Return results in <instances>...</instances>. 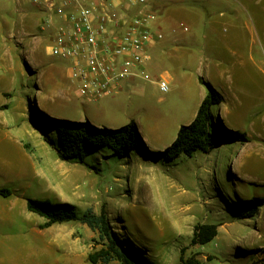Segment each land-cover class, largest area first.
Masks as SVG:
<instances>
[{
  "label": "rangeland",
  "instance_id": "374dc122",
  "mask_svg": "<svg viewBox=\"0 0 264 264\" xmlns=\"http://www.w3.org/2000/svg\"><path fill=\"white\" fill-rule=\"evenodd\" d=\"M161 1L170 5L173 15L165 26L166 37L161 44L166 45L169 37L183 32L179 28L181 23L190 26L191 31L185 34L190 36V41L198 38L197 43L188 46L194 55L188 73L196 77L197 83L187 87L191 98L187 110L175 111L179 101L183 103L187 97L177 95L176 91L163 93L146 79L133 83L126 79L121 83V88L126 87L127 91L119 90L116 101L124 97L132 103L124 111L114 109L104 113L111 98L83 103L69 83L68 62L48 55L46 47L50 43L44 40L40 48L43 60L60 69L64 88L58 96L50 93L59 88V73H45L39 81L37 76L17 72L14 92L6 82L0 81V108L8 107L0 117L14 116L16 130H22L18 133L28 135L33 144L42 133L41 138L52 149L54 146L48 140L54 145L57 142L50 117L89 120L96 127L109 129L139 122L147 140L153 139L152 120H163L168 126L162 131L160 144L172 145L179 127L194 121L201 91L208 90L200 83L199 76L206 78L211 71L218 70L223 77L213 82L219 90L212 87L223 95L226 105L213 112L219 114L222 122L224 118L228 120L229 129L218 117L225 129L246 133L249 142L172 162L159 156L134 155L125 160L111 156L98 161L94 154L87 160L88 165L62 163L59 181L64 182L61 194L66 198L63 199L53 184L39 174L20 169L13 157V145L3 139L0 147L9 160L0 162V189L17 194L25 207L28 199L53 204L63 203V199L73 202L81 212L93 210L100 214L104 210L119 234L146 249L152 264H179L182 250L186 258L194 256L201 264H264V206L255 217L242 216L247 201L264 198V0H180L189 17L176 14L182 10L172 4L177 0ZM6 14L10 21L20 18L14 4ZM150 54L152 58L157 57L155 52ZM166 72H171L168 65L161 71L151 72L148 78L154 79ZM209 80L212 79L209 77ZM37 94H48L46 101ZM8 133L0 128V137ZM27 146L25 149L30 151ZM50 165L47 169H58ZM75 178L78 179L71 190L68 185ZM25 212L29 213L27 208ZM35 218L40 219L36 215ZM18 222L28 229L24 220ZM205 224L220 226L217 238L205 246H193L195 227ZM65 227L61 236L65 235L63 242L67 248L55 244L56 239L59 241L58 227L57 231L49 228L46 250L43 244L33 245L35 240L25 237L20 230L1 223L0 264H91L89 255L103 247L99 234L79 223Z\"/></svg>",
  "mask_w": 264,
  "mask_h": 264
},
{
  "label": "crops",
  "instance_id": "0c3cea01",
  "mask_svg": "<svg viewBox=\"0 0 264 264\" xmlns=\"http://www.w3.org/2000/svg\"><path fill=\"white\" fill-rule=\"evenodd\" d=\"M116 1L117 4L119 5V8L117 9L118 15L120 17L126 16L127 14L124 11V7L122 6V4H120L119 0ZM13 4L15 5V12L20 16V18L17 21L15 20L10 21L6 17L7 15L6 13L9 12V9ZM172 4L179 5L180 8L183 10V11L182 10L177 11L176 14L181 13L182 15L185 14V16L189 17L188 15L189 13L186 11L184 4L181 3L180 0L172 1ZM57 7L58 9L64 11V14L72 10V7L65 6L61 2L57 3ZM169 7L170 5H166L161 0H150V9H152L154 12H156L158 16H160V19H158L157 17V19L151 23V29L155 35H162V38L160 39L156 38L155 41L149 46L148 50H149L150 60L142 67L137 69L136 75L128 79V81L133 83L136 82L137 79L144 81L146 79V81L148 80L152 84L158 86L159 89H160L159 86L160 82L166 81L169 87L168 93L171 91H176L175 93L177 95H180L181 97L184 98L187 97V100H183V103L182 100H180L179 105L175 106V111L181 112L187 110L191 100L190 96H188L189 94L187 92V87L193 86L194 83H197V81H195L196 77L188 73L190 69V64L194 58V55L188 49V46L193 42L197 43L198 38L193 37L192 38L193 40L190 41L189 40L190 36L185 35L186 33H189L191 31L190 26H188L186 23H181L179 28L184 33L183 32L181 34L177 33L179 35L173 34L174 36L169 37V41L166 45L161 44V42L166 37V35H164L163 32L165 31V26L169 23L171 19H173L172 11L169 10ZM0 13L1 15H3L0 18V81L6 82L11 92H14V86H16L17 72H22L25 74L28 73L30 76H37L39 78V81L43 80L45 73H59L61 74L59 88L57 87V89H54L50 92L53 93L54 95H57L58 92H60L65 86L63 84L62 72L60 71V69L59 70L56 69L53 65L51 64L49 65L45 60H43L44 57L40 48L42 47L44 40L45 41L47 40V42L49 41L50 44L46 47L47 53L48 55L53 56L51 55V45L52 42L54 41V37L56 36L59 28L64 23V16H62V14H58L57 10L56 11L48 10L47 7L44 5V0H0ZM129 13H130L129 15L130 17L134 16L135 14L134 9L129 11L128 14ZM192 16L194 17V15ZM48 21H51L52 23L48 24ZM184 27H187L189 31L185 32ZM124 31L125 28H121L117 30V32L119 33H123ZM233 41L234 43H236L235 39H233ZM150 51H152V53L155 52V54H157V57L152 58ZM18 58H21L23 60V64ZM165 65H168V67L171 69V72L160 74V76H157L154 79L148 78L151 75V72L161 71ZM209 77L212 80H209ZM221 77H223V74L220 71L213 70L209 73V75L206 78L199 76V80L203 79L207 84H210L209 82L211 83L217 82L219 79H221ZM69 83L71 84L72 88H74L73 91L76 92V95L83 101V103L85 101L86 102L89 101L88 99H85L78 94L76 85L74 83H72L70 80ZM211 86L219 90L217 84L214 83V85ZM119 90L120 92L121 91L124 92L127 91V88L126 87L121 88L120 86ZM207 93L208 91L206 89L201 91L199 101L196 103L197 112L196 114L194 113L195 118L197 116V113L199 111L202 102L207 96ZM47 95L48 94H41V96H39L37 94L36 96L41 98V100L44 99L46 101ZM6 96L11 97V94H6ZM116 97L117 95L113 97H107V98H111L110 99L111 101L108 105L109 108L103 111L104 113H109L111 110L114 109H118L119 111H124L128 105H132L130 101L126 102L124 97L119 99V101H116L117 100ZM45 101L43 103H45ZM225 105L226 102L224 101L222 106L220 105L218 108L214 107L213 110L216 109L219 110L221 107L224 108ZM7 108H8L7 106L0 108V115L3 109H7ZM225 110H226L225 111L226 117H228V115L230 114L228 107ZM215 116L216 119L218 120L219 114L215 113ZM192 117L193 116H191V118ZM219 120L221 121L220 117ZM152 121H153V124L151 125L152 127L151 132L153 136L152 140L150 138H148L149 140H147L146 136H144L142 125L139 122L137 123L134 122V123L137 124L139 128V132L141 131L140 134L143 137V139H145L144 142H146L149 151L152 153H160L163 152L165 149H167L169 146H171V145L160 144L162 139L161 137L162 131H164L168 125L163 120L153 119ZM113 123H117V122L114 121ZM222 123L227 128L228 127L230 128V126L228 125V120H226L225 118ZM16 124H17V119L14 116H8L7 118L0 117V128H5L9 132L6 136L0 137V141L5 139L6 142H9L13 145V157L15 161L19 163L20 169H22L23 171L26 170L27 173L39 174L41 177H43L44 180L53 184L55 190L59 191V195H62V198L65 199L66 197H64L63 194H61L63 193L62 184L64 182L59 181V166H61L62 163H68V162H63L59 159L58 152L56 151V149H54L53 147L54 149L53 150L51 147L48 146L47 142L41 138L42 133L40 134L37 133L38 142H36V144H33L31 143V140H29L28 135L25 137V135L18 133L21 132L22 130H16L17 128ZM93 124L95 123L93 122ZM151 127L148 126V128ZM177 130L174 132H177ZM25 145H28L30 151H27L25 149ZM230 145H234V144H230ZM215 151L212 153H215ZM200 153L203 152H197L192 158H194L197 154ZM103 154H107V155L103 156ZM133 155L139 157L140 156H147L150 158L153 157V155L145 151H138ZM97 156H98V161H102L101 158L111 157L112 154L110 152L105 151L104 153L101 152L97 154ZM184 157L185 156H182L179 159H182ZM8 160H9L8 157H6V155L2 152L0 147V162L4 163ZM48 164H51L50 167L55 166L58 167V169L55 168H53L52 170L47 169ZM60 171L62 175L63 172L62 170ZM75 175L77 177V174ZM77 179L78 178L71 180L72 182L70 185H68L69 186L68 188H70L71 190L74 189V181L76 182ZM16 195L17 194H14L9 198H4L0 196V224L2 223L3 225L8 227L10 226L14 227L18 229V231L20 230L25 235V237L28 235L29 238L35 240L33 242V245H38V243L43 244V249L45 247V249L47 250L48 247L47 234L49 232V228L41 229V226L46 223L45 219L41 217L40 219L35 218V214L29 211H28L29 213L27 214L25 212V208H27V202L25 207V203L23 202L24 200H22ZM63 199L61 200L63 203L69 202L66 200L63 201ZM9 201H11L12 203L10 204ZM69 203L75 205L73 202H69ZM19 219L24 220L28 224L29 230L26 227H23V225L18 222ZM69 224L71 223L57 224L50 227L51 229H55V231H57L59 227V233H58L59 241L56 239L55 242V244L58 243V247L61 248L65 247L63 242L65 235L61 236V230L63 228H67L65 226H68ZM68 234L73 236L72 232H69ZM78 243L79 241L77 240L76 245H78ZM52 244L55 246L54 242ZM76 245H75V249H76ZM69 249H72V251L75 250L74 248H69Z\"/></svg>",
  "mask_w": 264,
  "mask_h": 264
},
{
  "label": "trees",
  "instance_id": "16d2710c",
  "mask_svg": "<svg viewBox=\"0 0 264 264\" xmlns=\"http://www.w3.org/2000/svg\"><path fill=\"white\" fill-rule=\"evenodd\" d=\"M200 81L207 86L208 93L195 120L190 125L182 126L176 140L163 152L149 151L134 122L120 129H109L96 127L89 120L70 121L50 117L52 127L56 131L57 145L49 140L48 143L54 146L61 161L88 165L87 160L92 155L105 151H110L112 156L122 160L130 158L138 151H145L172 162L182 156L192 158L197 152L208 154L230 144L249 142L246 133L229 131L220 124L213 109L222 105L225 99L211 85L204 83L203 79ZM0 196L9 198L13 196V192L0 189ZM262 206H264V198L251 199L247 201L242 216L255 217ZM27 209L45 219L46 223L41 226L42 229L57 224L79 223L99 234L103 247L89 255L88 260L91 264H152L145 253L146 249L119 234L104 210L100 214L93 210L81 212L77 206L70 203L53 204L36 199L27 200ZM219 227L217 224L197 225L192 245L205 246L211 243L217 238ZM179 264H201V262L194 256L186 258L185 251L182 250Z\"/></svg>",
  "mask_w": 264,
  "mask_h": 264
},
{
  "label": "built area",
  "instance_id": "2783aa9c",
  "mask_svg": "<svg viewBox=\"0 0 264 264\" xmlns=\"http://www.w3.org/2000/svg\"><path fill=\"white\" fill-rule=\"evenodd\" d=\"M119 1L126 16L118 15L116 0H44L48 10H57L64 16L52 42L51 55L68 62L69 80L89 101L115 96L121 83L134 77L136 70L150 60L149 46L162 38L151 29L158 15L150 9V0ZM58 2L72 10L64 14ZM133 9L135 14L130 17L128 12ZM121 28L125 31L117 32ZM184 31L189 29L184 27ZM159 86L168 93L166 81Z\"/></svg>",
  "mask_w": 264,
  "mask_h": 264
}]
</instances>
